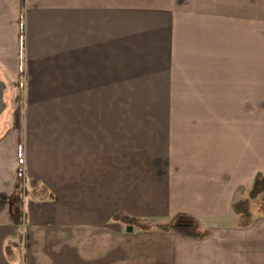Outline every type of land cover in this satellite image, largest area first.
Segmentation results:
<instances>
[{
  "label": "crops",
  "instance_id": "1",
  "mask_svg": "<svg viewBox=\"0 0 264 264\" xmlns=\"http://www.w3.org/2000/svg\"><path fill=\"white\" fill-rule=\"evenodd\" d=\"M232 11L246 27L224 47L237 49L238 66L211 73L224 75L222 87L201 89L225 100L233 88L238 105L264 108V0H0V264H263L264 217L241 229L232 205L264 174V114L250 141L233 136L237 145L225 151L198 121L146 116L119 157L120 74L132 83L200 74L172 54L199 35L200 21L230 20ZM13 102L15 122L5 114ZM22 173L53 198L39 201L29 189L20 216ZM119 210L139 220L133 232L112 220ZM180 213L211 236L148 228L158 223L151 218Z\"/></svg>",
  "mask_w": 264,
  "mask_h": 264
},
{
  "label": "rangeland",
  "instance_id": "2",
  "mask_svg": "<svg viewBox=\"0 0 264 264\" xmlns=\"http://www.w3.org/2000/svg\"><path fill=\"white\" fill-rule=\"evenodd\" d=\"M232 12L235 14L231 13L230 20L217 22L204 19L200 21L199 29H201V31L208 30L211 31V33L205 35L200 30L198 36L191 33L181 44L178 43L175 52L172 54L174 55L173 57H177L174 60V62L177 61V65L181 64V60L179 59H183V65L186 62L195 63L196 65L192 66H199L200 71L196 72H200V74L183 76L181 74H173L172 77L166 76L167 81H164V76L160 77L161 75H145L142 76V78L145 79L144 82L134 81V83H132L131 80L133 76L120 74V90L118 92L119 103L116 112L120 118V162L124 160V155L122 153L125 154L127 149H125L126 145L123 147L121 144H125L128 140L132 141L142 136L141 133L133 132L131 125H135L146 116H180L183 120L193 119V121H198L195 125H198L200 128L206 127L208 129L209 133L206 139H208L209 144L212 139H214L215 146L222 151L228 149L233 150V146L237 145L238 141H235L233 136L239 137L240 135L242 139L246 141L252 139L249 133L254 131L255 126L260 124L257 115L264 114V108L238 105L239 100L237 96L234 97L236 94L232 87L230 92H225V100H223L221 96L223 94L221 90L203 91L201 89L202 86H210L211 88L222 87L224 75L211 73L216 71L221 72L225 66H238L239 59L237 49L234 53L233 50L227 53L224 47L226 46V42H228L229 34L232 36L230 40H237L234 36L241 34V32L244 33L246 27L244 23L238 20L243 12ZM225 22L231 23V29L230 26L229 29L223 26ZM216 24L217 27H215V32H213V27ZM251 27V30H253L254 26ZM187 28L190 29L189 27ZM247 29L249 30V27ZM229 56L230 58L228 59ZM122 60L123 59H120L121 62ZM126 70L127 67H120V71L125 72ZM178 71L179 69L176 68V71L173 69L172 73ZM184 71L186 70L184 69ZM169 78H174V81H177L176 84L171 81H169L170 83L168 84ZM187 78H193L192 85H189L191 87L183 84V82H186ZM194 78L195 82L199 83L198 85L194 83ZM200 83L205 84L200 85ZM12 93L14 92H11V94ZM3 107L4 103L2 105V110ZM16 108L14 102L8 106V112L5 113L6 116H10L8 120H11L13 116L15 122V117L17 115ZM113 111H115V109ZM20 114H22V109L20 110ZM127 120H133V123H124V121ZM11 125L15 126L14 123ZM137 125L139 124L137 123L136 127ZM127 126L129 127L127 128ZM202 135L203 132L201 130L199 137ZM229 135L230 140L228 137L226 138V136ZM122 147L123 149L121 150ZM125 174L126 173L123 172V175ZM248 192L241 193L240 197H246ZM29 195L33 197L31 190ZM150 220L152 222L161 223L168 222L171 218L165 219L156 217ZM120 228L122 231L126 230L125 227L120 226ZM133 231L134 229H132L131 232ZM12 244L14 245L13 252L18 254L22 251L23 246H21V240H17V237Z\"/></svg>",
  "mask_w": 264,
  "mask_h": 264
},
{
  "label": "trees",
  "instance_id": "3",
  "mask_svg": "<svg viewBox=\"0 0 264 264\" xmlns=\"http://www.w3.org/2000/svg\"><path fill=\"white\" fill-rule=\"evenodd\" d=\"M39 201H46L53 198L50 189L42 184L38 178H27L24 173L18 177L16 186V202L20 216H23L24 199L29 192ZM235 216L238 217V227L248 229L252 226L256 216L264 217V174L258 173L254 185L246 197L238 198L232 205ZM112 220L120 225L134 226L139 221L124 211H117L112 215ZM152 231L161 233H172L191 240L205 239L211 236L209 230H202L195 218L180 213L171 218L168 222L149 224Z\"/></svg>",
  "mask_w": 264,
  "mask_h": 264
},
{
  "label": "water",
  "instance_id": "4",
  "mask_svg": "<svg viewBox=\"0 0 264 264\" xmlns=\"http://www.w3.org/2000/svg\"><path fill=\"white\" fill-rule=\"evenodd\" d=\"M2 105H3V89H2V85L0 83V112L2 110ZM132 227H127V231L131 232L132 231Z\"/></svg>",
  "mask_w": 264,
  "mask_h": 264
}]
</instances>
